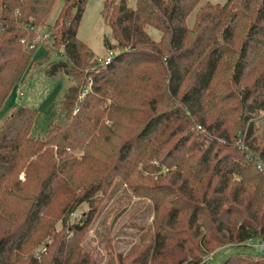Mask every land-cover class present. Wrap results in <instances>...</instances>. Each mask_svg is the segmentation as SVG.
<instances>
[{"label":"trees","instance_id":"trees-1","mask_svg":"<svg viewBox=\"0 0 264 264\" xmlns=\"http://www.w3.org/2000/svg\"><path fill=\"white\" fill-rule=\"evenodd\" d=\"M58 1L0 0V112ZM61 1L57 68L82 66L81 82L45 138L37 109L0 125V264H97L83 241L117 178L155 217L126 257L108 238V264H199L212 245L264 240V0L208 3L192 27L202 0H107L120 53L98 72L77 37L87 0ZM241 248L219 264H264Z\"/></svg>","mask_w":264,"mask_h":264},{"label":"rangeland","instance_id":"rangeland-1","mask_svg":"<svg viewBox=\"0 0 264 264\" xmlns=\"http://www.w3.org/2000/svg\"><path fill=\"white\" fill-rule=\"evenodd\" d=\"M106 1L87 0L77 33L78 39L92 51L96 60L109 56L110 49L116 56L120 53L112 31L103 17ZM128 2L130 6L134 7L136 0H128ZM226 2L227 0H202L196 12H193L188 18V26H193L197 10L201 7L208 3L223 6ZM62 5L63 2L59 0L48 19L47 26L36 29L38 33L37 47L33 53L32 63L24 72L19 84L12 91L0 112V125H2L21 106L37 109L39 116L33 128V137L45 138L50 130L67 122V112L62 107L70 90L80 85L79 74L83 73L82 66H75L72 63L73 72L72 67L57 68L60 66L59 62L67 61V57L61 54L63 49L55 48L50 32ZM147 33L155 42L162 38V33L157 29L148 28ZM92 62H94V58L89 64ZM68 71L69 74H65ZM89 88L90 85L85 90ZM82 155L83 151L76 152L77 157L80 158ZM99 196L104 197V202L86 234L83 246L95 258L97 264H108V238L112 240L115 255L126 257L132 247L139 243L141 236L152 228L155 210L151 201L135 196L120 178L116 179L107 196L102 194ZM88 211L89 205L83 204L71 215V223L79 221ZM57 228L61 230L62 224L59 223ZM237 247L241 248L237 243L224 246L212 245L209 249L213 250L210 252L214 254V258L210 263L219 264L234 253ZM243 251L247 252L248 250L243 249Z\"/></svg>","mask_w":264,"mask_h":264},{"label":"built area","instance_id":"built-area-1","mask_svg":"<svg viewBox=\"0 0 264 264\" xmlns=\"http://www.w3.org/2000/svg\"><path fill=\"white\" fill-rule=\"evenodd\" d=\"M2 28V24L0 23V29ZM1 33V32H0ZM39 38V37H38ZM37 47V39L34 40V42L32 43V45L30 46V49H35ZM115 53L114 51H112L111 49L109 50V56H107L105 59H99L97 60V63L95 64V66L93 67V71H99L101 68H106V66L112 62V60L115 58ZM87 93V91H86ZM82 96V98L85 96V94ZM264 115V114H263ZM202 128L199 127V130H201ZM240 246H244L246 248L249 249H254L259 253H264V240L262 241H254V240H249L247 242H244L242 244H240ZM214 258V254L209 253L206 254L201 262L199 264H211V260Z\"/></svg>","mask_w":264,"mask_h":264}]
</instances>
